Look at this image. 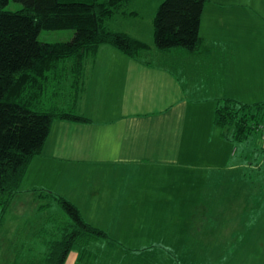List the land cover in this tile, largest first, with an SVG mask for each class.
Segmentation results:
<instances>
[{
    "label": "crops",
    "instance_id": "obj_1",
    "mask_svg": "<svg viewBox=\"0 0 264 264\" xmlns=\"http://www.w3.org/2000/svg\"><path fill=\"white\" fill-rule=\"evenodd\" d=\"M236 3L204 2L199 25L201 46L197 52L180 47L154 49L147 42L150 50L143 59H136L103 43L87 55L83 90L72 106L89 120L52 121L42 151L29 161L21 190L13 197L26 190L33 192L34 200H46L44 193L61 195L78 207L87 223L107 232L110 240L78 239L65 260L68 264H108L100 258V250L130 249L119 241L123 240L125 225H148L153 215L162 217L166 212L161 211L173 203L178 207L166 220L176 226L172 217H178L173 236L178 227L182 233L188 232L186 223L180 220L186 213L193 216L199 231L202 222L209 223L215 242L223 238L218 228L224 229L225 224L226 231L230 230L227 233L232 241L228 248L233 255L254 229L263 227V224L251 227L249 223L244 231L239 228L241 231L233 233L232 217L218 219L219 214L222 216L232 208L234 199L243 201L245 195L233 191L232 170L239 168V163L228 160L221 165L215 163L219 154L233 152L228 145L231 141L222 137L213 123L215 107L224 97L259 102L247 99V95L255 87L254 82L257 88L264 86V46L239 37L237 29L245 26L239 23L250 17L248 5L244 1L245 4ZM226 5L230 6L231 16L224 17ZM133 35L144 39L139 34ZM68 105L69 102L63 104ZM213 134L222 143L210 145L213 158L205 165L207 157L202 153L209 145L204 143L205 136L210 138ZM224 165L231 175L215 176L214 170ZM183 166L196 170L198 176L202 167L209 166L208 180L212 187L208 192L206 183L200 186L197 176L192 177L189 185L195 191L200 186L198 193L186 192L181 196L177 191L168 192V172L183 171ZM181 185L177 181L172 184ZM179 197L182 198L177 200ZM190 200L196 203L193 209ZM54 202L58 204L55 199ZM239 206L248 210L237 213L241 216L239 220L254 210L252 199ZM185 236H190L189 232ZM165 241L163 245L150 242L137 246V253H131L136 255L135 259L122 258L117 264H179V261L183 264L181 258H185L167 248L169 236ZM258 259L252 262L264 264V256Z\"/></svg>",
    "mask_w": 264,
    "mask_h": 264
},
{
    "label": "trees",
    "instance_id": "obj_2",
    "mask_svg": "<svg viewBox=\"0 0 264 264\" xmlns=\"http://www.w3.org/2000/svg\"><path fill=\"white\" fill-rule=\"evenodd\" d=\"M8 1L0 0V222L21 190L29 161L42 151L52 121L89 120L72 106L83 90L87 55L103 43L136 59H143L151 48L105 24L112 15L127 13L129 0H13L21 8L6 10ZM205 1L162 0L153 18L155 46L197 52ZM42 29H72L73 34L67 40L41 41ZM61 97L69 100L68 106ZM263 114L264 100L246 103L224 97L217 102L213 123L222 137L241 141L259 127ZM42 196L53 197L69 221L59 228L60 236L41 264H64L78 239L110 240L106 231L87 223L70 200L53 193Z\"/></svg>",
    "mask_w": 264,
    "mask_h": 264
},
{
    "label": "rangeland",
    "instance_id": "obj_3",
    "mask_svg": "<svg viewBox=\"0 0 264 264\" xmlns=\"http://www.w3.org/2000/svg\"><path fill=\"white\" fill-rule=\"evenodd\" d=\"M161 1L129 0L124 6L127 13L118 12L108 18L105 24L113 31H123L131 35L139 34L144 38L143 40L151 44L152 48L156 49L153 18ZM219 1L228 4H238L236 2L243 3L244 1L249 7L248 15L250 18L245 23H239L241 26L245 25L243 29H237L241 33L239 37L241 39L243 37L246 38L250 43L256 42L264 46V0ZM21 6L19 2L9 0L3 8L6 10H17ZM229 7L227 5L223 7L226 12L222 16H231ZM131 11L134 12L129 14L128 12ZM72 34V29H42L39 32L38 38L41 41L53 42L67 40ZM230 34L232 35V33ZM153 58L151 57L150 59L152 60ZM254 81L259 82V80ZM254 85L253 89L250 88L251 92L248 93L247 99L263 100L264 86L263 88H257L255 82ZM59 99L64 104L69 101L67 98L65 101L62 97ZM247 99L245 98L244 100ZM259 120V127L252 130L245 139L228 142L230 150L233 149L232 154L230 152L219 154L218 161L215 162L217 165H221L226 160L239 163L240 167L232 170L234 175L233 191L235 194L243 193L245 195V200L243 201L234 199L232 201V208L229 207L222 216L219 214L218 219L222 220L224 218L229 220L232 217V221L230 222H232L231 228L233 233L241 231L239 228L244 231V227H247L249 223L251 227L255 224L256 226L263 224L262 228L254 229L248 238L237 246L235 255L228 248L232 238L227 233L230 230L226 231L225 224L224 229L222 227L218 228L219 235H223V238H219V241L215 242L211 238L212 233L209 230V223L202 222L201 231H199L195 223H193V216L186 213L180 220L182 223H186L185 228L188 230L190 236H185L188 232L182 233L180 227H178V233H175V236H173V231L179 222L178 217H172L176 221V226L166 223V220L175 213L174 211L178 207L173 203L170 205V209L164 208L161 211L166 212L162 217L158 214L153 215L148 225L146 223H142L136 227L125 225L122 232L123 240L119 241L130 249L112 247L108 248L107 252L100 250V258L108 264H117L122 258L125 261L135 259L136 255L131 253H137L139 249H135L137 246H145L151 244L150 242L163 245L162 242H167L165 240L168 239V236L170 241L167 248L174 254L184 257L189 262L187 263L185 259L181 258L183 264H213L214 262L216 264H254L255 261L259 260V257L264 256V114ZM215 135L213 134L210 138L208 135L205 136L206 141L204 143L209 144L208 148L202 153V155H206L207 157L205 165H209V161L213 158L209 152L210 145L222 143L221 138L214 137ZM197 156L199 154L193 158L194 163ZM183 167V171L182 169H174L168 172L167 178L168 182H170L168 192L173 194L177 191V194L180 193L181 196L187 193L193 195L199 192L201 183L203 182L206 183L208 192V189L212 187L208 180L209 166L201 168L200 176L195 175V173L197 174L196 170L188 166ZM214 171L216 172H213L215 176L220 174L224 177L231 175V170L227 165ZM193 176L198 177L200 183L198 191L193 190L189 185ZM176 181L183 186L173 187L172 184ZM33 196L35 195L33 192H29V190L22 191L19 196H16L12 200L2 217L0 222V264H41L45 262L52 241L58 239L60 236L59 228L69 221L62 208L57 203H53V197H46L45 201H41L34 200ZM180 198L182 197H179L177 200H180ZM250 199L253 201L254 210H251L247 216L244 214L242 220H239L241 216H238L237 213L248 211L239 205L242 202L248 203ZM45 202H47V205H41ZM190 202L193 209L196 203L192 200ZM168 211H170L169 215ZM240 222L241 224L239 225ZM124 236L126 237L125 240ZM254 259L257 260L252 262Z\"/></svg>",
    "mask_w": 264,
    "mask_h": 264
}]
</instances>
